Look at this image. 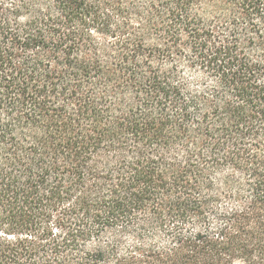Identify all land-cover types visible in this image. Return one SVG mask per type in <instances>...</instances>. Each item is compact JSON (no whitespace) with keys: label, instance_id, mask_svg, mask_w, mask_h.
Segmentation results:
<instances>
[{"label":"trees","instance_id":"obj_1","mask_svg":"<svg viewBox=\"0 0 264 264\" xmlns=\"http://www.w3.org/2000/svg\"><path fill=\"white\" fill-rule=\"evenodd\" d=\"M0 264H264V0H0Z\"/></svg>","mask_w":264,"mask_h":264}]
</instances>
